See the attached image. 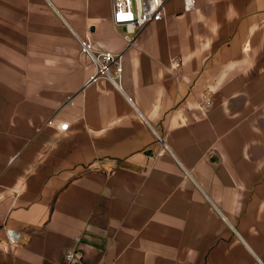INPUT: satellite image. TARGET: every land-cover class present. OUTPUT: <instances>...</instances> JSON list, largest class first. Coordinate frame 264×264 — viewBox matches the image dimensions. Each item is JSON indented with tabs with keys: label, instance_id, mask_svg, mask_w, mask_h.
Wrapping results in <instances>:
<instances>
[{
	"label": "crops",
	"instance_id": "0c3cea01",
	"mask_svg": "<svg viewBox=\"0 0 264 264\" xmlns=\"http://www.w3.org/2000/svg\"><path fill=\"white\" fill-rule=\"evenodd\" d=\"M125 33L111 0H0V264H264V0Z\"/></svg>",
	"mask_w": 264,
	"mask_h": 264
},
{
	"label": "built area",
	"instance_id": "2783aa9c",
	"mask_svg": "<svg viewBox=\"0 0 264 264\" xmlns=\"http://www.w3.org/2000/svg\"><path fill=\"white\" fill-rule=\"evenodd\" d=\"M112 21L115 25L124 27L126 30L125 39L127 46L136 42L140 32L150 23L161 20L164 17L167 0H111ZM196 7V0H184V9L193 10ZM81 46V52L86 55L94 64L95 71L88 78L86 85L105 79L118 88L122 89L124 73V50L114 52L111 50L98 49L89 34L77 36ZM180 61L173 60L174 68H178ZM207 106H211L208 102ZM48 125L55 124V118L47 122ZM68 122H60L58 128L67 130ZM8 240L12 244L20 242V233L7 229ZM79 238H76L78 240ZM79 249H69L66 252L67 262H72L76 257H81Z\"/></svg>",
	"mask_w": 264,
	"mask_h": 264
}]
</instances>
